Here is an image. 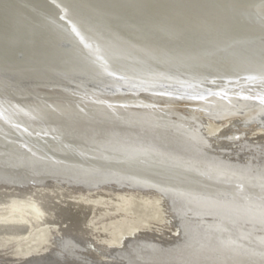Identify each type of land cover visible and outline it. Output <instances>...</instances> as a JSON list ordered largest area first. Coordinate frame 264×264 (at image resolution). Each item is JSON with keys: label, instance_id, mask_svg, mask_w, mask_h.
<instances>
[{"label": "bare ground", "instance_id": "6f19581e", "mask_svg": "<svg viewBox=\"0 0 264 264\" xmlns=\"http://www.w3.org/2000/svg\"><path fill=\"white\" fill-rule=\"evenodd\" d=\"M138 4L91 75L0 47V264H264V0Z\"/></svg>", "mask_w": 264, "mask_h": 264}, {"label": "water", "instance_id": "95a60500", "mask_svg": "<svg viewBox=\"0 0 264 264\" xmlns=\"http://www.w3.org/2000/svg\"><path fill=\"white\" fill-rule=\"evenodd\" d=\"M139 1L0 0V47L7 49L9 46L15 51V55L12 56L14 58H9L4 53L1 61L3 59L4 62H9L13 68L18 67V63L23 64L27 59L42 62L64 61L65 64L61 68L69 70L67 75L70 72L73 75L77 72H83L86 76L91 75L97 72L99 67L94 57L83 47L81 39L89 40L90 32L94 33L93 31H97L102 39L112 38L113 31L130 36V29H125L122 25L133 24L131 22L136 19L135 11ZM176 2L188 3V0H176ZM157 4V8L165 7L164 1L163 4L159 2ZM148 14L150 15L148 20L155 15L152 10ZM240 19L251 20L254 23L261 22V18L252 20L243 14ZM73 25H78L79 33L74 31ZM108 31L111 34H108ZM64 39L66 41H61ZM42 51L49 52L46 54L49 57L46 59L41 57V59ZM14 127L23 128L18 125Z\"/></svg>", "mask_w": 264, "mask_h": 264}, {"label": "rangeland", "instance_id": "374dc122", "mask_svg": "<svg viewBox=\"0 0 264 264\" xmlns=\"http://www.w3.org/2000/svg\"><path fill=\"white\" fill-rule=\"evenodd\" d=\"M217 120H218V122H216ZM226 122H227L226 120H222L220 118L217 119V117H214V119L208 117L207 120H206V123H205L206 125L203 124L204 126L201 127V131L203 132L202 128H206L207 124H215V123H217L219 125H224V124H226ZM260 125L264 128V124H260ZM203 133H205V132H203ZM234 148H237V146H234ZM214 149H217V147L214 148ZM237 150H239V149H237ZM215 152H222V153H224V151H222L221 149L220 150L217 149ZM5 192L6 193L7 192L10 193V191H7V190H5ZM11 192L17 193L18 191L17 190H11ZM94 192H99V189H96V191H93L92 194ZM74 194L77 196L79 193L75 192ZM111 209L112 208H110V207H108V208H102V210L96 211L94 213V215H92L90 217V219L92 220L91 225H93L96 230H98L99 228H100V230H104V229L106 230L107 229L108 230L107 232L109 234L110 230H113L115 227H117L119 225L125 226L127 224H130L129 222L128 223L127 222H124V221H126V219L123 216V215H125V212L123 210H111ZM131 213H129V214H131ZM55 221L57 222V220H55ZM140 225H142V227H147V226L155 227L157 225V222H155L154 220H149L146 224H142L141 223ZM41 228H42V226L36 228V231L40 230ZM57 228H59V227L56 224L55 231L58 230ZM122 228L125 230V227H122ZM91 230H92V233H90L89 236L87 237L88 238V240H87L88 242L91 241L92 243H97V241L103 240V238H105L103 234H102L103 235L102 236L101 234H98L97 231L94 232V230L92 228H91ZM53 241H54V238H49L48 237L47 242L43 243L42 246L43 245L44 246H50ZM6 243H9V242L8 241H6V242L5 241L4 242L1 241L0 242V253H2L3 255L8 254L9 256H13V253L16 250L15 246H13L11 248H6V245H5ZM88 247L91 248L92 246L90 245ZM24 248L25 247H23V249ZM48 251L50 252V250H48ZM42 253H43L42 255H45L46 254V252H42ZM5 260H8V261H5L4 264H15L16 263V261L14 259H11L9 257L5 258ZM108 260L111 261V262H113V260L111 258H108Z\"/></svg>", "mask_w": 264, "mask_h": 264}]
</instances>
